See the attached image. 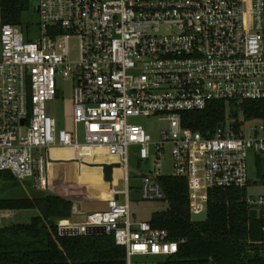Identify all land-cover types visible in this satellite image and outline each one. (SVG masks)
I'll return each instance as SVG.
<instances>
[{
	"label": "built area",
	"instance_id": "built-area-1",
	"mask_svg": "<svg viewBox=\"0 0 264 264\" xmlns=\"http://www.w3.org/2000/svg\"><path fill=\"white\" fill-rule=\"evenodd\" d=\"M35 1L38 31L33 22H4L0 6V171L47 189L45 149L105 146L121 160L125 189L59 229L104 227L125 247L127 264L177 253L167 229L131 212L132 155L155 162L141 175V198L165 200L159 177L169 150L171 174L188 180L191 215L208 207L210 189L248 188L250 156L264 168V123L247 135V121H227L207 136L185 126L183 113L218 100L264 101V0ZM68 80L72 130L47 109ZM154 116L168 118L156 138L141 121ZM247 203L258 210L264 195L248 194Z\"/></svg>",
	"mask_w": 264,
	"mask_h": 264
},
{
	"label": "trees",
	"instance_id": "trees-1",
	"mask_svg": "<svg viewBox=\"0 0 264 264\" xmlns=\"http://www.w3.org/2000/svg\"><path fill=\"white\" fill-rule=\"evenodd\" d=\"M33 2L1 0L3 21L22 24L25 14L33 12ZM27 25L31 26L30 22ZM254 119H264V101L218 100L203 109L183 113L185 126L207 136L227 121L240 125ZM77 163L79 176H94L86 172L88 166L84 162ZM50 166L49 163L45 194L0 196V211L16 214L13 220L0 225V264H127L126 249L116 243L113 234L60 233V220L71 219L79 212V202L54 189L58 183L55 184ZM66 171L65 177L69 173L70 179L73 167ZM257 174L264 175L262 167L257 168ZM0 178L6 184H18L10 171H0ZM159 180L168 208L154 212L148 221L155 228L167 229L172 240L182 243L177 253L160 264H264V213L250 217L247 188L210 189L208 217L194 221L187 178L166 173ZM109 184L97 188L94 197L105 198ZM131 189L138 190L133 184ZM28 210L33 211L28 220H15L29 214Z\"/></svg>",
	"mask_w": 264,
	"mask_h": 264
},
{
	"label": "rangeland",
	"instance_id": "rangeland-1",
	"mask_svg": "<svg viewBox=\"0 0 264 264\" xmlns=\"http://www.w3.org/2000/svg\"><path fill=\"white\" fill-rule=\"evenodd\" d=\"M36 1L34 0L32 4L33 12H29L25 14L24 23H35V28L37 30V21L38 15L34 10V6ZM35 31V32H36ZM37 33V32H36ZM73 57H77V50L74 51ZM60 96L56 99L47 101V109L48 112L54 116L59 124L60 128H65L68 130H72L73 123V82L68 80L61 83L60 87ZM141 121L147 126L148 130L152 133L153 137L156 138L159 136L160 130L165 128L168 125V118L165 116H154L147 119H141ZM264 123L262 119H254L247 121L245 125V131L247 135L254 133V127L259 126ZM81 139H83V132L81 128ZM44 153L47 155L48 160L50 162H65L67 166L69 162L77 161V158L86 163L90 164H100L104 165H112L115 173L120 171V174H112V181L106 180L104 177L100 179L98 176H74L72 174L73 180L69 179V177H64L65 169H63V173L61 179L55 178V184L58 183L57 187L54 188L59 193L74 198L79 202V212H77L71 219V222H83L85 221L88 214L104 210L107 207L108 198L112 195V192L115 188L117 189H125L126 181L124 177L121 175V160L119 157L114 156L109 153L108 148L105 146H93L89 149L80 148L78 152H76L72 147H63V146H52L44 150ZM78 153V154H77ZM166 159L164 163L163 170L165 173H171V155L169 150L166 154ZM155 168V162L153 159L150 160L148 164L146 162L140 160L136 155H132L130 164H129V175L131 178L130 183L135 186H140L141 175L149 170H153ZM257 166L253 163L252 156L249 159V171L250 176L252 178L251 184L248 186L247 191L249 195L257 196L264 195V175L258 177L257 174ZM264 169V168H263ZM88 174H97L96 168L88 167L86 172ZM77 173V170H76ZM90 174V175H91ZM69 175V173H68ZM67 175V176H68ZM78 175V174H77ZM71 178V176H70ZM254 180H259L258 183H254ZM74 181V182H73ZM111 184V188L107 191L106 198L99 199L94 197L97 192L96 189L100 187L101 184L107 185ZM109 184V185H110ZM61 190H59L58 189ZM94 190H91L93 189ZM139 190V188H138ZM47 189H35L32 186V182L29 180H18V184H6L0 178V196L4 197H22V196H33V195H41L45 194ZM93 195V196H92ZM131 212L137 220H149L152 214L159 210H165L168 208V202L166 200H145L142 199L139 192H131ZM33 211L28 210L24 217H16L15 220L23 219L28 220ZM259 214L264 213V207H260L258 209ZM21 214V213H20ZM15 213L0 211V225H4L8 223L10 220H13L15 217ZM22 215V214H21ZM166 257L161 255H152V256H138L134 258V262L137 264H160Z\"/></svg>",
	"mask_w": 264,
	"mask_h": 264
},
{
	"label": "water",
	"instance_id": "water-1",
	"mask_svg": "<svg viewBox=\"0 0 264 264\" xmlns=\"http://www.w3.org/2000/svg\"><path fill=\"white\" fill-rule=\"evenodd\" d=\"M0 6H1V0H0ZM113 166L112 165H104L103 171L105 174V179L112 181V174H113ZM118 198V195H116ZM207 205H205L204 209L199 213H192V220L194 221H200V220H206L208 217V209ZM258 216V210L257 209H251L250 210V217L256 218ZM61 234H79V230L77 228H64L61 229ZM106 229L104 227L100 226H89L86 229V234H106ZM182 243H180V246Z\"/></svg>",
	"mask_w": 264,
	"mask_h": 264
},
{
	"label": "crops",
	"instance_id": "crops-1",
	"mask_svg": "<svg viewBox=\"0 0 264 264\" xmlns=\"http://www.w3.org/2000/svg\"><path fill=\"white\" fill-rule=\"evenodd\" d=\"M79 159L77 158V161H78ZM77 161L76 162H74V163H69V165L70 166H72L73 167V175L74 176H79V175H77V173H76V170H78V167H77ZM67 163H65V162H50V168H51V171H52V175H53V177L54 178H56V179H61V176H62V171H63V169H65V174H67V171H66V168H69V166H67L66 165ZM85 165L86 166H88V167H92V168H96L97 169V171H96V173L97 174H95L94 175V177H99L100 179H102V177H104L105 178V176H104V173H103V166L102 165H100V164H90V163H86L85 162ZM58 168V169H57ZM120 174V171H117V173H115V174ZM65 177V176H64ZM66 177H69V175L68 176H66ZM71 180H73L74 178H72V175H71V178H70ZM74 182V181H73ZM101 185H103V184H101ZM100 185V186H101ZM106 198V197H105ZM99 199H103V198H99Z\"/></svg>",
	"mask_w": 264,
	"mask_h": 264
}]
</instances>
